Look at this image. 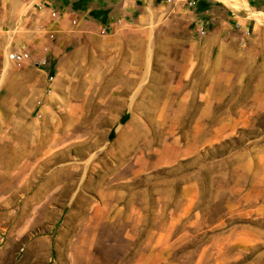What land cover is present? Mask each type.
Returning a JSON list of instances; mask_svg holds the SVG:
<instances>
[{"label":"rangeland","instance_id":"374dc122","mask_svg":"<svg viewBox=\"0 0 264 264\" xmlns=\"http://www.w3.org/2000/svg\"><path fill=\"white\" fill-rule=\"evenodd\" d=\"M189 1L123 0L77 27L80 0H58L56 33L47 0L4 19L0 264H264V64L225 44L250 48L226 14L250 7Z\"/></svg>","mask_w":264,"mask_h":264},{"label":"crops","instance_id":"0c3cea01","mask_svg":"<svg viewBox=\"0 0 264 264\" xmlns=\"http://www.w3.org/2000/svg\"><path fill=\"white\" fill-rule=\"evenodd\" d=\"M71 1H73V0H68L67 4L68 3L71 4ZM103 1L106 2V4L93 6L94 4L92 3V0H80V6H82V7L79 10H81L83 12L82 16H81V18H78V16H73V17L68 18V21H67L68 24L69 25L71 24L72 26L80 27L81 24H84L82 22L83 20L89 21L88 15L89 16L92 15V13L96 12L95 11L96 9H106V8L112 6L114 3L110 0H103ZM247 1H248L247 2L248 6L250 8H246V7H244V8H246L247 10L249 9L250 10L249 13H251V15L248 14L247 12L239 13V12H237L231 8H228L226 10V14H227V17H228L230 22L238 23V25L240 27H242V29H244L245 31L248 32L249 43L251 44V46L249 49L247 47H243L242 44H246V43H243L244 40L243 41L240 39L234 40V38L231 39V40H234V43L232 45H230V41L226 40L225 41L226 43L222 42L221 46H219L218 40L215 39L213 41V43L219 47V52H220L219 54H217L215 56V59L212 58V60H211V62L213 61V66L216 67V69H214L215 73L217 72V66L219 64V61L223 58L222 55L224 54V51H225L224 50L225 47H223L224 46L223 43L227 44L226 45L227 50H228V48L233 49L235 58L238 57L237 56L238 54H240V55L244 54V56L249 54V60H250V62H253V65L259 66V62L264 64V19L258 20L255 17L254 11H252V9H251V8H255L254 2H253V0H247ZM56 2H58V0H47L46 3H48L49 6L46 8V10L49 9V12H50L52 9H57V11H58V8H56V4H57ZM118 4L123 6V0L115 1V4L113 6H116ZM23 8H25V3H23V0H0V26H3V27H1V28H3L2 30H4V19H6L9 16L10 12H12L11 17H13V18L15 16H16V18L20 17L21 21L17 25L18 27L25 25V23L23 24V22H24L23 21V11H24ZM72 11L74 13L73 8H72ZM98 12H100V11H97L96 13H98ZM261 12L264 13V6H263V10ZM101 15L103 17H98L99 19H97V21L99 24H101L103 27H105L109 21V18L104 17V15H105L104 12H102ZM57 17H58V15H57ZM58 19H59V21H58L59 23H52V24L50 23L49 24V27L51 26V28H54V29H52V31H54V33L59 31L58 29H61V27H62V25H60V26L58 25V24L62 23V21L60 20V17H58ZM106 20H107V22H106ZM64 21H65L64 22V25H65L66 20H64ZM8 25L10 26L11 24H8ZM63 28H65V27L63 26ZM237 40H240V43H239V41L237 42ZM253 44H260L261 45L260 51L262 52V55H261L260 59H257L253 55V52H254L252 50ZM254 63H256V64H254ZM215 76H217V73Z\"/></svg>","mask_w":264,"mask_h":264},{"label":"built area","instance_id":"2783aa9c","mask_svg":"<svg viewBox=\"0 0 264 264\" xmlns=\"http://www.w3.org/2000/svg\"><path fill=\"white\" fill-rule=\"evenodd\" d=\"M190 4H194L195 1L194 0H190L189 1ZM41 6L39 5L38 8H40ZM50 15L52 17H57V11L55 9H52L50 11ZM104 31V29L102 30ZM51 37H54V34L51 33L50 34ZM29 57V54L27 52H24V51H20V50H14L12 52H9L7 54V58L8 60L12 61L13 63H16V64H21L26 58Z\"/></svg>","mask_w":264,"mask_h":264}]
</instances>
